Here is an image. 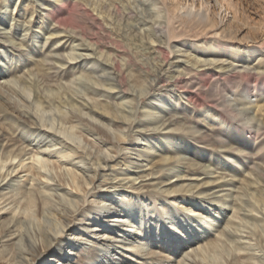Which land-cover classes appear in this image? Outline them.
Here are the masks:
<instances>
[{
    "label": "bare ground",
    "instance_id": "1",
    "mask_svg": "<svg viewBox=\"0 0 264 264\" xmlns=\"http://www.w3.org/2000/svg\"><path fill=\"white\" fill-rule=\"evenodd\" d=\"M100 1L102 2L97 3L98 1L95 2L94 0H91V2H89V0H78L77 3L70 5L69 2L65 0L61 3H50L48 5L50 7L45 8L47 9L46 14L50 22H54L51 29L55 31L50 33L43 42L42 48H45L47 41L51 39L50 44L48 43L49 45L46 48V53L43 54L40 60L33 63L34 68L32 67L28 70L30 73L35 72L39 80L34 82L28 81L26 78L27 73L25 72L15 75L8 70H4V68H0V145L1 142L5 141L0 146L2 150L0 153V213H13V218L2 225L0 229V239L4 236H12L16 232L18 233L14 236V239L18 238V244L15 242L8 244L11 245L8 251L2 248L4 244L0 245V264H49L44 257L53 253L57 254L59 259L66 260L69 251L65 255H62V253L56 252V246L59 249L64 247L63 244L65 243L63 242L65 240H63L62 237L67 234H72V242H69V246L71 247H73L79 239L83 238L86 240L84 247L76 251V253H79L77 260L78 264H114L116 261H122L124 259L127 261L123 264H135L137 260L141 261L136 264H171V262L175 260V254H177L184 245H187L184 249L186 251L183 250L180 252L176 264H259L258 260L264 261V250L258 245L257 234L247 224V220L240 215L239 209H231L232 214L226 224L228 226L237 225L241 227L242 229L239 234L236 233V235L231 236L228 229L222 230L217 235L215 234L216 236L211 237L208 232L211 223L215 222L219 212H212V214H209L213 209L211 207H206L207 205H204L199 195L204 193L207 187L222 183V181H220L215 184V181L220 178H225L227 174L222 173L216 175L212 181L206 180L202 183L193 185L189 183L185 186L181 185L183 188H173L172 190H168L169 188H167L161 192L155 193L148 189L142 192L135 186H131L130 190L129 188H123L125 189L124 192L120 190H114L112 192L92 190V185L95 182L98 171L100 169L104 170L109 162L112 161L116 154L121 152L122 149H127V147L120 146L121 144L134 143L135 139H137L135 135L139 137L141 135L143 137L145 141L144 145L148 144L150 139L145 132L144 134L135 132L132 136L131 134H126L130 130L132 132V128L138 125V122H142V120L139 119L135 121L136 119H133L127 121L117 114H112L109 109L112 104L107 100H99L94 103L96 107L99 106V108H103L101 112L95 111V116L89 114V117H87L85 116L86 113L82 112L84 109H89L91 112L94 111L90 106L85 104L87 102L80 103L79 113H77L78 110L76 111L74 106L70 104L71 108H68L67 111L61 110L56 114L57 112H55L52 107L53 102L62 97L63 91H65L66 94V89H63L62 92L58 90L50 92L52 93L51 95L43 91V88L47 87L56 77L66 75L70 69L82 65L84 62L91 64L94 60L97 61L100 70H102L101 74L95 78L101 80L103 84H95V89L93 88L94 86L91 87L93 89L88 90L86 94L88 99L92 100V98H94L97 93L96 89H100L101 85L106 83L105 81L111 79L117 80V74H115V77H112L109 75L111 72H104L105 69L113 68L117 55L109 52L103 55V50L98 48L97 42L91 40L85 44V40L83 41L82 39L84 37L89 38V36L87 37L85 35L95 28L108 32V29L103 24L98 23L99 20L97 16H93L94 10L100 8L98 10L99 13L106 8L105 1ZM10 2V0H1V7L5 6V8H9L11 12L10 7L14 6V3L12 2L13 4H10ZM198 3L199 6H192L193 2L182 6L174 5L171 11L167 13L165 21H161V19L155 17L148 26L149 32L143 34V37L147 38L145 41L147 46L152 48L154 52H160L158 49L162 48L164 43L166 46L169 44L170 36L174 30H176L174 20H172L170 24H167L171 18H178L181 22H185L186 24L189 23L187 26L191 28L204 26L210 27L211 29V26L214 24L216 25L210 13L201 10L200 0ZM20 10H23L25 16L28 14V12H25L26 10L22 7L21 3L16 7L15 14H18ZM71 12L73 14H75L74 12L79 13L77 15L72 14L73 16L70 18H64L65 14H70ZM181 12L192 13L191 19L184 16ZM78 15H81V25H75V18ZM152 15L153 12H148L147 14V16L151 18L154 17ZM32 16L33 11L30 13L27 20L25 17L24 22L27 23V21H30ZM56 28L60 31H57ZM179 30H181V28ZM56 31L63 32V34L53 36V33ZM164 33H166V35H164ZM59 36L63 39L66 38V41L64 40L63 42H67L68 40H70L69 43L79 41V43L77 42L74 46H79L81 50L89 51L90 53H74L73 47L71 50L67 49V51H65L69 46L67 45L64 48L62 40H58V43L55 44V38ZM164 36H167L166 42L163 39ZM212 36H215V34H212ZM98 37L100 39L104 38L99 35ZM211 40H215V38L213 37ZM0 44L5 45L4 42H0ZM53 44L55 45L52 46ZM26 45L28 46L29 43H26ZM50 46H52L51 49ZM9 47L23 56L29 51V49L22 51L23 49L21 46L17 47L16 45H12ZM203 47V53H212L218 49V46L211 41ZM243 54L245 60H251L253 62L251 65L244 63L234 64L232 62H227L224 58L202 59V61H199V59L191 57V62H189L193 64L189 68L186 64L185 67L182 68L183 73L182 71L178 72L175 70L177 74L171 76V78L175 84H180L181 86H188L196 78L198 82H195V85L198 89L201 88V83H204L206 86L208 84L213 85L215 88L210 86L212 88L209 90L210 93H208L207 96L209 98H211V96L216 97L215 99L217 100L211 98L212 101H214L213 104L217 106L222 105L226 108L225 111L235 119V127L244 126L250 130L253 129L250 131L251 137L255 134L257 139H262L264 124L261 122L262 120H259L256 116L249 115L250 111H248V104H250V100L246 98L249 96H256L262 99L263 104H256V108L257 111H264V49L256 48L254 50H244ZM87 59H90V62L87 61ZM213 64L219 66L220 71L214 70ZM171 65L174 64L171 63ZM194 65L203 68L197 70V67H192ZM85 68H87V66ZM210 68L213 70V73H211L208 78H205L206 70ZM192 69H194L196 73L195 78ZM162 72L163 69L161 68L154 74L152 73V77H150L149 83L147 84L148 90L143 94L144 97L158 94V86H156V83H158L160 79L162 80ZM236 77L241 78V81L244 82V86L241 88L239 86L237 88L232 86L228 87L226 82ZM123 83L125 84V82ZM41 84L43 87L40 88ZM35 85H37L39 91L34 90ZM220 85L222 86L221 88H219ZM250 85H252L251 91L250 89L245 90V87ZM110 90H115L116 93L121 92L123 94L132 93L126 90L124 85H121L120 82H115ZM197 99L198 98L192 97V102H199L202 106H210L208 104H203L204 102H202V100L199 101ZM146 104L151 109L160 108L158 104L154 102H146ZM206 108L208 109H205L204 116L207 111L210 112L209 114H213V110L216 109L212 108V110L209 107ZM50 113L53 116L52 120L48 119ZM12 117L18 121L17 125L24 124L30 130L41 133L44 140L50 138L49 141H55V143L52 144L53 146L60 144V150L56 148L49 149L48 145L42 149L39 147L29 148L27 140L30 138L19 131L18 126L15 127V125L6 122L7 119ZM193 120L195 119H192L191 115L186 117L183 116V114L181 116L167 114L165 118L157 117L153 123L156 124L160 122V126H164L163 129H168L165 141H169L170 146L174 147V149H179L184 142L187 146L190 143H194L196 146L200 145L203 142L198 141L196 137H207L205 136L204 130H197V133L191 129V122H193ZM209 121H211L214 129L223 132L224 129H222V125L218 120L210 117ZM227 127H224L226 134L225 139L218 134V140L221 142V145L225 140L231 141L229 134L234 130H231V125ZM157 129L156 126L151 128L152 131H156ZM148 130L150 129L147 128L146 131ZM88 136L92 138L95 146L97 145L100 147L97 151L99 152L96 156L98 157L96 159L97 162L91 164L85 162V158L89 155H93L94 157L92 150H88L84 153L79 146H74L68 142L75 143L76 139H78V141L82 139L85 141V144H87L89 143L87 140ZM57 140L59 141L56 142ZM25 142H27V144L24 145ZM199 147L204 148L206 146L203 143ZM102 148H105L104 151H102ZM184 149L187 151L188 148L186 147ZM227 154L228 156H225V165L231 162L232 151H228ZM257 154L258 151L254 153L252 158H255ZM137 156L139 157L141 154H137ZM176 156L174 155V157ZM179 156L180 155L176 158H161V162L159 164H153L147 174L138 177H146L158 173L159 176L156 177V179H158L157 183L162 185H167L166 181H169L173 176L189 179L185 178L190 175L188 173L175 174L177 171H175V167L181 160ZM240 156H242V159H245L247 152L244 151L239 157ZM202 157H204V155ZM76 159H78V162H76ZM235 161V164L240 161L238 156H235ZM250 163H255L252 169L248 171L250 175H253V178H250L255 180L257 185L263 184L264 169L259 167L256 161ZM202 167L201 164L194 160L187 163L183 172L193 170L195 171L193 174H197L198 176L199 174L209 175L216 172V170L209 172V170L202 169ZM221 167L219 166L216 169ZM257 179H259V181ZM20 181H22V185H19ZM232 181L233 177L227 180L229 183ZM24 185H29L30 187L25 188ZM193 188H198V192L193 193ZM16 189H18L19 192H14ZM49 191H52V193H49ZM166 191L167 194H163L164 192L166 193ZM18 194H20V197L15 199ZM158 194L160 196H158ZM118 195H121V200L119 201L116 200ZM167 197L170 199V207H173V210L168 216L164 217L168 212V208L158 206V203L160 201L164 202ZM145 198L146 200H151L153 206L149 211L143 212L141 204L144 203ZM113 199L117 202L116 208L111 211H105V202L108 203ZM13 201H15L14 206L10 207L9 205ZM99 203H101V205H99ZM248 205L251 207L249 210L256 211L254 206L250 205V203ZM240 207L242 206H239V208ZM218 209L219 211H223L222 206H219ZM205 212L209 214L208 218L202 216ZM111 214L114 216L113 219L103 220V218L107 219L108 217H112ZM182 214H185L186 217H182ZM192 216L193 218L191 219L195 222L197 221V224L192 223V220L190 221V217ZM243 216L247 217L248 214ZM251 218H254V215H252ZM23 219L25 222L22 221ZM107 221H110V224H105ZM199 221H202L201 226L198 224ZM24 224L25 227L23 228ZM77 225H79V227ZM99 234H101L99 241L97 240V242L91 244L90 239L98 237ZM239 235L241 238H245V241L242 244L238 243L236 247L237 250L233 251L232 245L228 244L227 240L232 242L234 237ZM131 236L133 237V241H131V246L133 248H127L125 250L129 252L130 256L134 257V260L124 258L123 255L118 254V252L114 250V254H117V257H112L111 260L105 255L102 257L100 256L99 252L101 249L98 244L103 247V251L108 253L110 252L109 247L111 246V244L106 243L108 239L121 237L122 240L115 241H123L121 242L123 245L115 246V248L120 249L121 247V249H123L122 247L128 243ZM135 242H137V244H135ZM195 244H198V246L191 247ZM221 246L228 247L230 257H225L222 252L219 251ZM188 249L193 251L194 254L189 253ZM144 251L149 252L145 253L144 256V254L141 253ZM99 257L105 258L104 261L101 260V262H98Z\"/></svg>",
    "mask_w": 264,
    "mask_h": 264
},
{
    "label": "rangeland",
    "instance_id": "2",
    "mask_svg": "<svg viewBox=\"0 0 264 264\" xmlns=\"http://www.w3.org/2000/svg\"><path fill=\"white\" fill-rule=\"evenodd\" d=\"M10 1V4L12 2L14 3V6L10 7L11 12L9 11V8L6 9L5 6L1 7L0 0V42H4L5 44H0V68H4V70H8L15 75H19L21 72H25L27 73V80L34 82L36 80H39V77L37 76V74H35V72L30 73L28 72V70H30V68L32 67L34 68L33 63L40 60L43 57V54L46 53V48L50 44L51 39L47 41V45L45 48H42L43 42L45 38L50 35V33L55 31L51 29L54 22H50L49 18L47 17L48 15L46 14L47 9L45 8L50 7L48 6L50 3H61L65 0ZM77 1L78 0H67L70 5L77 3ZM94 1H98L97 3L102 2L100 0ZM104 1L106 3V8L103 9L104 11L102 10L98 13V10L100 9L98 8V10L93 11V16H97V19L99 20L98 23L103 24L108 29V32L106 30L101 31L100 29L95 28L90 33H87L88 35H85L87 37L89 36V38L84 37L85 39H82L83 41L85 40V44L91 40L97 42L99 46L98 48L103 50V55L107 52L117 55L115 58V64H113V68L104 70L105 73L111 72V74L109 75L112 77H115V74H117V80L111 79L109 81H105L106 83L104 85H101L100 89H96L97 93L94 98H92V100L88 99L86 96L88 90L93 88L95 89V84H103L101 80H97L95 78L101 74L102 70H100L97 61L94 60V62H91V64H89L88 62H84L82 63V65L70 69L66 75H60L61 77L58 76L55 80L51 81L49 83V85L51 86L48 85L47 87L43 88V91L48 95L52 94L50 92H55L57 90L62 92L63 89H66V94L65 91H63L62 97L59 98L60 100L57 99L55 102H53L52 107L54 108V111L57 112L56 114H58L61 110L67 111L68 108H71L70 104L73 105L76 111L78 110L77 113H79L80 103L87 102L85 104L90 106L94 111L91 112V110L89 109H84L82 110V112L86 113L85 116L87 117H89V114L95 116V111L101 112V110L103 111V108H99V106L96 107L94 103L99 100H107L110 102V104H112L109 108L112 114H117L127 121L133 119H136L135 121L139 119L142 120V122H138V125L132 128V132L130 130L126 134H131L132 136V134H134L135 132H140L142 134H144L145 132V134H147L150 138L148 144L144 145L145 141L141 135L140 137L138 135H135V138L137 139H135V142L132 144H121L120 146L127 147V149H122L121 152L116 154L114 159L109 162L108 166H106L104 170L100 169L98 171L95 182L92 185V190H100L105 192L120 190L124 192L125 189L123 188H129L130 190L131 186H135L142 192H145L148 189L155 193L161 192L162 190L167 188H169L168 190H172L173 188H183L181 187V185L185 186L189 183L193 185L196 183H202L206 180L212 181L214 176L216 175L222 173L227 174L225 178H220L215 181V184L220 181H222V183H219L216 186L207 187V190H204V193L199 195L201 197L200 200H202L204 205H207L206 207H211L213 209L209 214H212V212H219L215 222L211 223L208 232L211 237L216 236L222 230L224 231L228 229L231 236L236 235V233L239 234L241 232L240 230L242 229L241 227H238L237 225H226L229 221V217L232 214L231 209L237 208L239 209L240 215L244 217L245 220H247V224L257 234L258 245L262 250H264V182L261 185H257L255 183V180L251 179L253 178V175H250L248 173V171L252 169V166L255 165V163H250L252 161H256L258 163L257 165L264 169V134H262V139H257L255 134L251 137L250 131H252L253 129L250 130L245 128L244 126L235 127V119L232 117V115L228 114L225 111L226 108L222 105L217 106L216 104H213L214 101H212V99H215L216 97L211 96L212 99L207 97L208 93H210L209 90L214 86L209 84L206 86L204 83H201L200 89L196 87L195 82H198V80L195 78L196 73L194 69H192V71L194 72L195 79L188 86L175 84L173 82V79L171 78V76H175L177 74L175 70H177L178 72L182 71L183 73L182 68L185 67L186 64L188 68L193 64L190 63L192 59L191 57L199 59V61H202V59L224 58L227 62H232L234 64L244 63L251 65L253 62L251 60H245L243 51L254 50L256 48L264 49V0H200V7L202 8L201 10L208 11V13H210V15L214 18V23H216V25L214 24L213 26H211V29L210 27L204 26H201L199 28H191L187 26L189 25V23L186 24L185 22H181L178 18H171L169 19L167 24H170L172 20H174V25L176 24V30H174V32L170 36L169 44L166 46V44L164 43V46L158 49V51L160 50V52H154L152 48H149V46H147L145 42L147 38L143 37L144 33L149 32L148 26L150 25V22L155 17L157 19H161V21H165L167 13L171 11L174 5L182 6L185 4H191L193 2L192 6H199V0ZM89 2H91V0H89ZM20 3L26 10L25 12H28L26 16L23 13V10H20L18 14H15L16 7H18ZM32 11L33 16L31 17L30 21H27V23H25V17L27 20ZM72 12L70 14H65L64 18H70L71 16L75 14L77 15L79 13L74 12L75 14H73ZM148 12H153L152 16L154 17L151 18L150 16H147ZM182 14L190 19L192 17V13L183 12ZM75 19V25L82 24L81 15H78ZM180 28L181 30H179ZM56 30L60 31L58 28H56ZM57 31L53 33V36L63 34V32ZM212 34H215V36H212ZM98 35L104 38L100 39ZM164 35H166V33H164ZM213 37L215 38V40H211V38ZM65 39L66 38L63 39L60 36L56 37L55 44L58 43V40H62V43H64V48L67 45L69 46L65 51H67V49L71 50V48L73 47L74 53H90L89 51L81 50L79 46H74L75 44H77V42L79 43V41H76L74 43H69L70 40H68L67 42H63ZM163 39L166 42L167 36H164ZM210 41L215 43L218 46V49L212 53H203V46ZM26 43H29V47L26 45ZM55 44H53L52 46H54ZM8 45H16L17 47L21 46V48L23 49L22 51H25L27 49H29V51H27V54L23 56ZM52 46H50V49L52 48ZM87 61L90 62V59H87ZM171 63L174 65H171ZM86 66L87 68H85ZM192 67H197V65H194ZM161 68L163 69L162 80L160 79L158 83L155 82L156 86H158V94L144 97L143 94L146 90H148L147 84L149 83L150 77H152V73L154 74ZM201 68L203 67H197V70ZM213 68L216 71H220L219 66H216L215 64H213ZM211 73H213V70L211 68L207 69L205 78H208ZM115 82H120L121 85H124L126 90H129L130 93H132L123 94L121 92L116 93L115 90H110ZM123 82H125V84ZM226 84L228 87L232 86L236 88L238 86L240 88L244 86V82H242L241 78L238 77L234 78L233 80L227 81ZM251 86L252 85L248 87L246 86L245 90L250 89L251 91ZM41 87H43L42 84L40 85V88ZM221 87L222 86L220 85L219 88ZM34 90L39 91L37 85H35ZM191 96L193 98H198L197 100L199 101L202 100V102H204L203 104H208L210 106H202L199 104V102H192ZM248 98L250 100V104H248V111H250L249 115L256 116L259 120H262L261 122L264 124V111H257L256 108V104H263V100L259 99L256 96H249L246 99L248 100ZM146 102H154L158 104L160 108L151 109L146 104ZM206 107H209L210 109H216H212L213 114H209L210 112L207 111L206 115L204 116L203 114L205 109H208ZM167 114H175L177 116H181L183 114V116L186 117L188 115H191L192 119H195L193 120V122H191V129L196 131L197 133L201 130L205 131V136L207 137H196V139L203 142L206 147H199L203 143L197 146L194 143H190L187 146L185 145V142L184 144H181L182 147H179V149H174V147H171L169 141H165V136L166 134H168L166 133L168 132V129H163L164 126H160V122H157L156 124L153 123V121L157 117L165 118ZM52 117L53 116L50 113L48 119L52 120ZM210 117H212V119L215 118L220 122V124L222 125V129H224L223 132H219V130L213 128L211 121H209ZM6 122L15 125V127L18 126V130L24 133L25 136L30 138H28L29 140H27L29 143V148L39 147L40 149H42L47 145L49 149L56 148L57 150H60L61 148L60 144H56L55 146H53L52 144H54L55 141H49L50 138H46L44 140V137L41 135V133L30 130L24 124L17 125L18 121L14 117L7 119ZM229 124L232 127L231 130H234L229 134L231 137V141L225 140V142H223L221 145V142L218 140V134H220L221 137H224L225 139L226 134L224 127H230ZM154 126L158 128L156 131L151 130V128H153ZM147 128H149L150 130L146 131ZM53 139L56 140L55 138ZM87 140L89 142L87 144H85V141L82 139H80L79 141L78 139H76L75 143L70 141L68 142L74 146H79L80 149L84 151V153L88 150H92L95 158L93 157V155L86 156L85 158V162H89L91 164L93 162H97L96 159L98 157L96 156L99 153L97 151L100 149V147L94 145L95 143L92 141V138L90 136H88ZM58 141L59 140H57L56 142ZM4 142L5 141L1 142V145ZM25 144H27V142H25L24 145ZM186 147L188 148L187 151L184 149ZM104 149L105 148H102V151H104ZM1 151L2 150L0 147V153ZM228 151H232V158L231 162L229 164L226 163L225 165V156H228ZM244 151L247 152V156L245 157V159H242V156L239 157V155H241ZM257 151L258 154L256 155V157L252 158L254 153ZM137 154H141V156L138 157ZM174 155H177L176 157L180 155L179 157L181 158V160L175 167V171L177 170L175 174L188 173L190 175L186 176L185 178L189 179H182L183 177L173 176L169 181H166L167 185H162L157 183L158 179H156V177L159 176L158 173L146 177H138L147 174L150 171V168H152L153 164H159L161 162V158L174 157ZM203 155L204 157H202ZM235 156H238L240 160L237 164H235ZM76 160L75 161L78 162V159ZM194 160H196L203 166L202 169H206L207 171L209 170V172L216 170V172H213V174L209 175L199 174V176L197 174H193V172H195L193 170H189V172H183L187 163ZM219 166L222 167L216 169ZM232 177L233 181L231 183L227 182V180ZM257 180L259 181V179ZM19 185H22V181H20ZM24 186L25 188L30 187L29 185ZM197 190L198 188L192 189L193 193L198 192ZM14 192H19V190L16 189L14 190ZM49 193H52V191H49ZM163 194L166 195L167 191ZM158 196L160 195L158 194ZM18 197H20V194H18L15 199ZM116 198L115 199L118 201L121 200V195H118ZM115 199L109 201L108 203L105 202V211H111L116 208L117 202ZM141 200L144 201L143 199ZM169 200L170 199L167 197L164 202L160 201L158 203V206L168 208V212L166 215H164V217L168 216L173 210V207H170ZM14 203L15 201H13L9 206L13 207ZM247 203H250V205L254 206L256 211L249 210L251 207H249ZM99 205H101V203H99ZM152 206L153 202H151V200H146V198L144 203L141 204L143 212L149 211ZM219 206H222L223 211H219ZM239 206L242 207L239 208ZM209 214L205 212L202 214V216L208 218ZM245 214H248V216H243ZM252 215H254V218H251ZM111 216L112 217H108L107 219L103 218V220L113 219V214H111ZM181 216L184 217L185 214H182ZM11 218H13V213H0V229L2 225ZM191 218H193V216L190 217V221L192 220V223L197 224V221L195 222ZM22 221L25 222L24 219ZM201 222H198L200 226ZM105 224H110V221H107ZM77 226L79 227V225ZM24 227L25 224L23 225V228ZM17 234L18 233L16 232L12 236H4L3 238H1L0 245L4 244L2 248L8 251L11 248V245L8 244H11V242H15L16 244H18V238L14 239V236H16ZM71 236L72 234L63 235L62 239L65 240L63 242L65 244H63L64 247L62 249H59L56 246V252H60L62 253V255H65L69 251L68 258L66 260L59 259L57 257V254L53 253L44 257L46 262H48L49 264H78L77 260L79 253H76V251H79V249H82L84 247L86 240L83 238L79 239V241L76 242L73 247H71L69 246V242H72ZM99 238H101V234H99L98 237L91 238V244L97 242V240L99 241ZM132 238L133 237L131 236L128 240V243L122 247L124 250L121 249V247L120 249L115 248V246L123 245L121 244V242L123 241H115L122 240L121 237H118L116 239H108L106 243L111 244V246L109 247L110 252L108 253L103 251V247L98 244L101 249V251L99 252L100 256L102 257L103 255H105L109 260H111L112 257H117V254H114V251H116L118 252V254L123 255L124 258H130L134 260V257L130 256L129 252L125 250L127 248H133L131 246V241H133ZM244 241L245 238H241L239 235L234 237V240L232 242H230V240H227V243L232 245V250L235 251L237 250V244H242ZM135 244H137V242H135ZM197 246L198 244H195L191 247ZM186 247L187 245H184V247L181 248L177 254H175V260L171 262V264H176L177 257L179 256L180 252H182ZM188 251L189 253L194 254V252L190 251V249H188ZM219 251L222 252L225 257H230V251L227 246H221ZM148 252L144 251L141 253L145 256V253ZM101 257L98 258V262H101V260L104 261L105 258ZM122 261H116L114 264H123L127 260L124 259ZM139 261L141 260H137V262ZM258 263L264 264V261L258 260Z\"/></svg>",
    "mask_w": 264,
    "mask_h": 264
}]
</instances>
